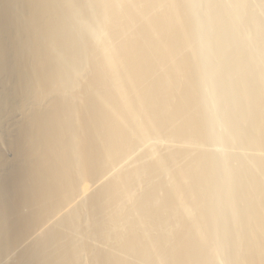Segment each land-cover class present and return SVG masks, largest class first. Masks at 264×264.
Instances as JSON below:
<instances>
[{
  "label": "bare ground",
  "instance_id": "6f19581e",
  "mask_svg": "<svg viewBox=\"0 0 264 264\" xmlns=\"http://www.w3.org/2000/svg\"><path fill=\"white\" fill-rule=\"evenodd\" d=\"M4 40L0 264H264V0H0Z\"/></svg>",
  "mask_w": 264,
  "mask_h": 264
},
{
  "label": "rangeland",
  "instance_id": "374dc122",
  "mask_svg": "<svg viewBox=\"0 0 264 264\" xmlns=\"http://www.w3.org/2000/svg\"><path fill=\"white\" fill-rule=\"evenodd\" d=\"M6 43V40H4L3 42H0V49L2 48V46L4 45ZM1 58V57H0ZM13 63H14V61L11 63L12 65H13ZM11 65V66H12ZM10 68H12V67H10ZM10 68L8 67L7 69H5V71L3 72L4 73V81L3 82H5V83H3V82H1V80H0V90H5V91H8L10 88H8L7 87V85H8V82H10L11 81V78H12V73H11V70H10ZM9 69V70H8ZM12 90V89H11ZM13 90H14V88H13ZM4 91V92H5ZM2 106V105H1Z\"/></svg>",
  "mask_w": 264,
  "mask_h": 264
}]
</instances>
